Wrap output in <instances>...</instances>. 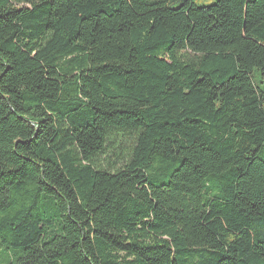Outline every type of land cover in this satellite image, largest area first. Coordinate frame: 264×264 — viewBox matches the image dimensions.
I'll return each instance as SVG.
<instances>
[{
  "label": "trees",
  "instance_id": "1",
  "mask_svg": "<svg viewBox=\"0 0 264 264\" xmlns=\"http://www.w3.org/2000/svg\"><path fill=\"white\" fill-rule=\"evenodd\" d=\"M0 264H264V0H0Z\"/></svg>",
  "mask_w": 264,
  "mask_h": 264
},
{
  "label": "rangeland",
  "instance_id": "2",
  "mask_svg": "<svg viewBox=\"0 0 264 264\" xmlns=\"http://www.w3.org/2000/svg\"><path fill=\"white\" fill-rule=\"evenodd\" d=\"M194 1L200 7H209L215 4L217 0H194Z\"/></svg>",
  "mask_w": 264,
  "mask_h": 264
}]
</instances>
